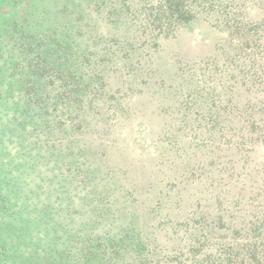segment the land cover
Returning a JSON list of instances; mask_svg holds the SVG:
<instances>
[{
  "label": "trees",
  "instance_id": "trees-1",
  "mask_svg": "<svg viewBox=\"0 0 264 264\" xmlns=\"http://www.w3.org/2000/svg\"><path fill=\"white\" fill-rule=\"evenodd\" d=\"M262 148L264 0H0V264H264Z\"/></svg>",
  "mask_w": 264,
  "mask_h": 264
},
{
  "label": "rangeland",
  "instance_id": "rangeland-1",
  "mask_svg": "<svg viewBox=\"0 0 264 264\" xmlns=\"http://www.w3.org/2000/svg\"><path fill=\"white\" fill-rule=\"evenodd\" d=\"M192 36L193 37L191 38L193 39V41H195L196 43L200 42L201 39L200 36H198L197 34ZM202 49L203 48L197 49V51L200 53L195 55L201 54ZM139 131L136 130V133L139 135H136L135 133L134 136L135 139L130 138L127 139V141L126 139L125 141H122L123 140L122 138L117 139L114 142V145H112L111 151L112 154L115 155L114 159H116L117 161H126L127 163L136 167L138 170V176L140 177V181H142L144 189L150 190V189H154L157 179L161 180L158 170L155 169V171L153 172L151 169H153L157 165L158 161H163L164 159H168V157L172 155V153H168V152L166 153L165 150L162 151L160 149L159 152L160 153L162 152V156L156 158L157 154L159 153V152L157 153V151L160 146L151 144L150 143L151 140L146 141V139L143 138V135L140 134L141 132H143V130H141V132L138 133ZM141 135H142V139H141ZM8 149H9L8 154H10V156H13L16 152L14 146L9 147ZM263 156H264V148H262L260 151H257L253 157L255 161H262L264 158ZM158 166L159 165H157V167ZM160 183L162 182L160 181ZM165 184L166 183L162 184V186H164Z\"/></svg>",
  "mask_w": 264,
  "mask_h": 264
}]
</instances>
